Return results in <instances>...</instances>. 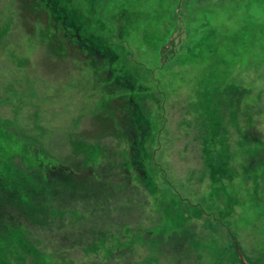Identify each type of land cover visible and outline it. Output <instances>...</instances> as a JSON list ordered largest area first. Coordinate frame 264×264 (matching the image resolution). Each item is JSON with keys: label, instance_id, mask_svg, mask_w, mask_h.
Masks as SVG:
<instances>
[{"label": "rangeland", "instance_id": "rangeland-1", "mask_svg": "<svg viewBox=\"0 0 264 264\" xmlns=\"http://www.w3.org/2000/svg\"><path fill=\"white\" fill-rule=\"evenodd\" d=\"M49 1L0 0V264H264V0Z\"/></svg>", "mask_w": 264, "mask_h": 264}, {"label": "trees", "instance_id": "trees-1", "mask_svg": "<svg viewBox=\"0 0 264 264\" xmlns=\"http://www.w3.org/2000/svg\"><path fill=\"white\" fill-rule=\"evenodd\" d=\"M49 5H51L54 9H56L55 10V13H56V22L57 21H65V24H69L70 25V23H71V21H72V19L70 20V15H69V10H67V8H64L60 3H59V1L58 0H50L49 1ZM74 23V27H72L73 29H77V28H80V26L79 25H76L75 23V21L73 22ZM83 37H81V38H86V35L85 34H83L82 35ZM88 37V36H87ZM89 38V40H88V44H89V47H91V48H89V52L91 53H98L99 52V47L101 48V45H100V43L98 42V41H96V40H94L92 37H88ZM93 40V41H92ZM98 49V50H97ZM36 172L35 171H29V174L27 175L29 178H28V181H31V183L33 184H31L32 186H34V187H36V189H33V191L34 192H36V194L37 195H40L39 194V192L41 191V189L40 190H37V185H36V182H40V184H41V180H40V178L37 176L38 174H35ZM22 174H24V173H22ZM26 175V174H25ZM17 179V181H19L20 180V178H16ZM7 180V181H6ZM2 183L0 184V187L2 188V187H11L13 190H8V191H6L7 193H5V192H3L1 195H3V196H0V208H7V205H5V203H9V202H14L15 200V198H14V194H15V192H17L16 190H19L18 189V184L16 183V182H11V181H9V179H8V177L6 176V178H3V176H2ZM47 182L48 183H51V185H50V187L51 186H56L54 183H57V181H53L52 180V178H48V180H47ZM59 183V182H58ZM74 185V183H73V181L70 179V177H68V176H65L64 177V181H63V183H59V185H58V189L57 190H55L54 192H53V190L51 189H49V194L50 195H52V196H54V194L57 196V193L58 194H61L60 193V189H59V187H61V186H63L62 188H63V192H64V194L66 195H68L69 197H72L73 195H74V193H73V191H72V186ZM46 189H48L47 187L45 188V190ZM5 190V189H4ZM62 192V193H63ZM66 195V196H67ZM28 196L30 197L29 199H28V201H27V203L28 204H33V205H36V204H34V200H37V196L36 195H32V194H29L28 193ZM35 197H37V198H35ZM3 200V201H2ZM32 201V202H31ZM34 201V202H33ZM39 201V200H38ZM17 203H19L18 201H17ZM33 208V207H32ZM28 209V211H31L30 210V208H27ZM1 216V215H0ZM15 221L16 220H10V222L9 223H12V225H15V224H18V223H15ZM18 221V220H17ZM0 222H1V220H0Z\"/></svg>", "mask_w": 264, "mask_h": 264}, {"label": "flooded vegetation", "instance_id": "flooded-vegetation-1", "mask_svg": "<svg viewBox=\"0 0 264 264\" xmlns=\"http://www.w3.org/2000/svg\"><path fill=\"white\" fill-rule=\"evenodd\" d=\"M82 38H80V40H81ZM81 42H83V43H85V41L83 40V41H81ZM87 44V43H86ZM93 54V53H92ZM96 54V57H100V56H98L97 55V53H95ZM91 55V54H90ZM117 77V79H116V81L117 82H119V78L118 77H120L121 78V80L123 79V77H121L120 75H118V76H116ZM135 90V87H133L132 86V91H134ZM135 92V91H134ZM138 134H137V132L135 133V136H137ZM136 157V162L139 160V155H136L135 156ZM130 160H132V159H130ZM136 162H131V165L133 166V171H135L136 173H137V171L139 172V173H141L140 171H139V169H136V167H135V164H137ZM222 166L224 167V164H222ZM119 167H121L122 168V164H120L119 165ZM128 168V167H127ZM213 168V167H212ZM217 168H220V166L217 164ZM4 169H6V175H7V177H8V179H9V181H11V182H16L17 184H18V189L20 190V193H23V196L21 197V200L20 201H18L19 203H20V205H21V207L24 209L25 207H27V205H29L30 207H33V204H27V196H28V192H27V190H26V187L23 185L24 184V181H23V179H25L26 177H24L23 176V174L21 173V171H20V169L19 168H12V167H10L9 165H7L6 163L4 164ZM140 169L141 170H143V166H141L140 167ZM250 169V168H249ZM250 172H252V169H250ZM22 174V175H21ZM138 174V173H137ZM215 175V174H214ZM26 176V175H25ZM28 177V176H27ZM16 178H20V179H22V181H17V179ZM255 182V181H254ZM48 184H50L51 185V183H48V182H46V185H48ZM56 186H58L59 185V183L57 182V183H54ZM146 184H148L149 186L151 185V182H149V180H147V183ZM24 187V189L22 188V186ZM256 187H254L255 188V190H254V192H256V190L258 189V185H255ZM11 188V187H10ZM49 188H51V187H49ZM52 189V188H51ZM53 190V189H52ZM22 191V192H21ZM49 193V192H48ZM58 194V193H57ZM55 195V194H54ZM35 202H36V200H34ZM259 201V202H258ZM256 204H259V205H264V199L262 198H260V200H256ZM57 228H58V226H57Z\"/></svg>", "mask_w": 264, "mask_h": 264}, {"label": "bare ground", "instance_id": "bare-ground-1", "mask_svg": "<svg viewBox=\"0 0 264 264\" xmlns=\"http://www.w3.org/2000/svg\"><path fill=\"white\" fill-rule=\"evenodd\" d=\"M113 173H114V172H113ZM113 173H112V174H113ZM252 189H253V188H252ZM252 204H253V203H252Z\"/></svg>", "mask_w": 264, "mask_h": 264}]
</instances>
